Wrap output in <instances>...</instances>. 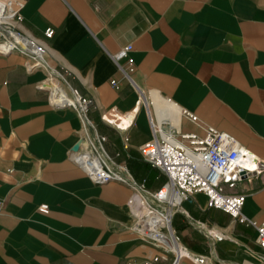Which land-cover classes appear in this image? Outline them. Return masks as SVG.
<instances>
[{
  "label": "crops",
  "instance_id": "1",
  "mask_svg": "<svg viewBox=\"0 0 264 264\" xmlns=\"http://www.w3.org/2000/svg\"><path fill=\"white\" fill-rule=\"evenodd\" d=\"M0 1L21 2L16 30L45 46V65L31 69L23 54L0 53V264H143L161 253L133 229L130 188L93 183L69 155L102 135L105 152L157 190L165 175L138 152L149 138L142 101L158 120L168 114L197 133L210 126L242 145L261 166L232 191L245 194V217L263 220L264 0ZM127 44L118 62L131 60L132 83L110 57ZM51 74L90 99L87 126L49 103L38 84ZM171 227L207 264H264L254 227L207 207L202 193L181 202Z\"/></svg>",
  "mask_w": 264,
  "mask_h": 264
},
{
  "label": "built area",
  "instance_id": "2",
  "mask_svg": "<svg viewBox=\"0 0 264 264\" xmlns=\"http://www.w3.org/2000/svg\"><path fill=\"white\" fill-rule=\"evenodd\" d=\"M21 7L22 3L19 1H0V53L17 51L23 54L28 59V69L44 66L45 46L36 39L21 34L14 26L20 20ZM50 34V30H45L46 36ZM129 50L130 45L127 44L110 57L119 72L132 83L131 60L127 59L124 68L118 62L126 57ZM52 78L55 79V76L51 74L38 84L47 91L49 103L72 108L83 126H87L85 111L90 99L81 96L68 85L62 87L58 83L59 90L56 89L51 86ZM110 84L117 88L114 80H110ZM144 110L149 138L138 146V152L144 161L165 175L164 183L157 190H146L143 180L133 179L124 164L115 162L104 150L105 137L102 135L93 133L86 136L83 139L84 145H79L77 150L69 153L71 160L93 183L116 181L130 188L127 207L134 219L133 229L142 241L161 251L143 264H207L208 257L184 248L171 227L172 216L180 210L181 202L195 193L205 196L207 207L219 209L233 220L252 225L255 230L254 242L264 252V218L260 223L254 224L245 217L240 211L245 194L232 191L261 164L224 131L203 125L200 126L201 133L181 130L170 123L168 114H159L158 120L145 105ZM181 114L196 122L192 113L182 110L179 111V116ZM100 118L107 124H112L104 116L101 115ZM114 127L119 131L126 128L125 125ZM126 141L127 137L123 136V148L126 147ZM242 175L244 178H241ZM46 207L41 204L38 209L44 211Z\"/></svg>",
  "mask_w": 264,
  "mask_h": 264
},
{
  "label": "bare ground",
  "instance_id": "3",
  "mask_svg": "<svg viewBox=\"0 0 264 264\" xmlns=\"http://www.w3.org/2000/svg\"><path fill=\"white\" fill-rule=\"evenodd\" d=\"M52 81V83H51V86H55L56 87V89H58L59 90V85H58V82L56 81V80H54V79H52L51 80ZM157 108V107H156ZM172 110V112H174V113H176L177 114V109L176 108H174L173 107V109H171ZM173 115V114H172ZM177 116V115H176ZM176 121V120H175Z\"/></svg>",
  "mask_w": 264,
  "mask_h": 264
},
{
  "label": "water",
  "instance_id": "4",
  "mask_svg": "<svg viewBox=\"0 0 264 264\" xmlns=\"http://www.w3.org/2000/svg\"><path fill=\"white\" fill-rule=\"evenodd\" d=\"M81 144V140L80 141H78L73 147H72V151H75V150H77L78 149V146ZM241 178H244V175H242L241 176Z\"/></svg>",
  "mask_w": 264,
  "mask_h": 264
},
{
  "label": "rangeland",
  "instance_id": "5",
  "mask_svg": "<svg viewBox=\"0 0 264 264\" xmlns=\"http://www.w3.org/2000/svg\"><path fill=\"white\" fill-rule=\"evenodd\" d=\"M142 104V106L144 107V104L143 103H141Z\"/></svg>",
  "mask_w": 264,
  "mask_h": 264
}]
</instances>
